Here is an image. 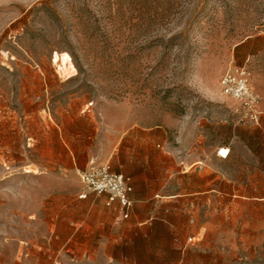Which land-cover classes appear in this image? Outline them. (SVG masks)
<instances>
[{
  "label": "rangeland",
  "instance_id": "rangeland-1",
  "mask_svg": "<svg viewBox=\"0 0 264 264\" xmlns=\"http://www.w3.org/2000/svg\"><path fill=\"white\" fill-rule=\"evenodd\" d=\"M258 36L264 0H0V264H35L22 247L38 227L12 215L23 189L36 192L27 172L94 149L108 117L169 126L179 175L168 192L190 193L157 212L188 230L189 264H264V124L240 122L220 89L239 66L264 77V50L234 58ZM213 139L207 167L219 178L183 179ZM61 176L65 193L77 190V171Z\"/></svg>",
  "mask_w": 264,
  "mask_h": 264
},
{
  "label": "crops",
  "instance_id": "crops-1",
  "mask_svg": "<svg viewBox=\"0 0 264 264\" xmlns=\"http://www.w3.org/2000/svg\"><path fill=\"white\" fill-rule=\"evenodd\" d=\"M263 50L264 36L251 37L237 45L234 58L237 64H243ZM250 85L263 98L255 124H264V77L251 75ZM110 120L105 118L102 126L95 127L93 139L98 143L94 149L70 150L68 164L63 166L57 159L52 165L41 167L38 174L27 172L37 178L36 192L27 194L23 189L21 202L17 203L20 212L12 215L15 218L20 214L23 221L38 227L39 238L23 242L27 247L22 250L30 256L29 263L43 260L63 264L60 254L69 253L71 264H189L185 256L188 230L178 228L168 214L157 212L159 204L190 193L182 183L177 186L178 193L168 192L179 175L174 154L166 146L171 136L169 126L143 125L125 119L116 126ZM216 144L213 139L199 147L202 159L192 171L181 172L183 179L188 181V177L184 178L187 173L202 177L212 174L207 180L213 182L219 178L214 169L207 167L215 165L208 159L215 157L219 148ZM95 160L109 163L114 171L126 176L128 196L133 201L130 209L118 200L109 203L107 194L79 197L80 172ZM63 171H77L76 191H63Z\"/></svg>",
  "mask_w": 264,
  "mask_h": 264
},
{
  "label": "built area",
  "instance_id": "built-area-1",
  "mask_svg": "<svg viewBox=\"0 0 264 264\" xmlns=\"http://www.w3.org/2000/svg\"><path fill=\"white\" fill-rule=\"evenodd\" d=\"M251 73L245 66L229 70L220 79L222 94L234 99L240 109L239 121L243 123H258L260 96L250 85ZM221 154V150L219 151ZM82 189L80 198H87L89 194H107L109 203L120 201L127 210L133 205L128 196V181L122 172H116L109 163L91 161L80 172ZM128 213L125 214V217Z\"/></svg>",
  "mask_w": 264,
  "mask_h": 264
},
{
  "label": "bare ground",
  "instance_id": "bare-ground-1",
  "mask_svg": "<svg viewBox=\"0 0 264 264\" xmlns=\"http://www.w3.org/2000/svg\"><path fill=\"white\" fill-rule=\"evenodd\" d=\"M222 150V152L223 153H226L227 152V149L226 148H223V149H221ZM229 152V151H228ZM228 152L226 153V154H223V153H221V154H223L224 156H227L228 155Z\"/></svg>",
  "mask_w": 264,
  "mask_h": 264
}]
</instances>
